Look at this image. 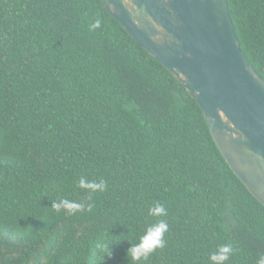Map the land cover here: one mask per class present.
Instances as JSON below:
<instances>
[{"label": "trees", "instance_id": "1", "mask_svg": "<svg viewBox=\"0 0 264 264\" xmlns=\"http://www.w3.org/2000/svg\"><path fill=\"white\" fill-rule=\"evenodd\" d=\"M226 1L264 80V0ZM81 176L107 188L80 189ZM60 197L85 210L55 212ZM156 203L166 216L149 214ZM161 219L166 246L133 261ZM227 243L228 264H257L264 205L169 70L101 0H0V264H210Z\"/></svg>", "mask_w": 264, "mask_h": 264}, {"label": "water", "instance_id": "2", "mask_svg": "<svg viewBox=\"0 0 264 264\" xmlns=\"http://www.w3.org/2000/svg\"><path fill=\"white\" fill-rule=\"evenodd\" d=\"M200 106L234 174L264 205V80L236 38L226 0H101Z\"/></svg>", "mask_w": 264, "mask_h": 264}, {"label": "clouds", "instance_id": "3", "mask_svg": "<svg viewBox=\"0 0 264 264\" xmlns=\"http://www.w3.org/2000/svg\"><path fill=\"white\" fill-rule=\"evenodd\" d=\"M100 27L101 20L96 19L92 24H90L89 30L92 31ZM77 187L86 190L89 193L103 192L107 188V181L100 179L97 182L94 180H88L86 177L81 176ZM88 199L91 201V195H89ZM51 208L57 213L64 211L67 215L71 216L84 211L85 205L78 201L60 197L52 201ZM92 208L93 204L89 202L86 210L91 211ZM149 214L152 216L162 217L167 215V210L163 204L156 203L154 206L149 208ZM168 230L169 225L167 221L163 219L148 226L144 231V234L140 237V242L138 244L131 245V247L127 249V256L130 254L133 261H147L149 256L155 252L156 249L164 248L166 246L164 236ZM234 251L235 249L232 243L222 244L209 254L208 260L210 261V264H228V261ZM257 264H264V254L259 256Z\"/></svg>", "mask_w": 264, "mask_h": 264}]
</instances>
